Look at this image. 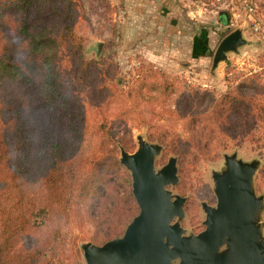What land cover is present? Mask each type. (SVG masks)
I'll return each mask as SVG.
<instances>
[{
  "label": "trees",
  "instance_id": "obj_1",
  "mask_svg": "<svg viewBox=\"0 0 264 264\" xmlns=\"http://www.w3.org/2000/svg\"><path fill=\"white\" fill-rule=\"evenodd\" d=\"M78 15L74 0H0V264H68L66 245L79 256L73 229L95 222L100 232L91 239L99 245L121 236L138 212L117 159L126 138L107 115L89 124L82 92L102 95L105 106L121 96L139 104L137 98L165 100L176 84L149 66L127 94L115 95L105 62L82 54ZM225 76L228 90L210 110L168 109L187 119L184 137L152 134L179 155L181 171L200 148L204 124L207 134L240 141L264 123V54L248 71Z\"/></svg>",
  "mask_w": 264,
  "mask_h": 264
},
{
  "label": "rangeland",
  "instance_id": "obj_2",
  "mask_svg": "<svg viewBox=\"0 0 264 264\" xmlns=\"http://www.w3.org/2000/svg\"><path fill=\"white\" fill-rule=\"evenodd\" d=\"M74 1L79 14L74 32L81 38L82 54L88 60L105 62L112 74L107 84L117 85L114 88L115 95L127 94L137 73L141 69L145 71L149 66L176 84L175 92L165 100L137 98L139 104L130 98L126 102L122 101L124 97L121 96L110 97L105 106V103L101 104L104 102L102 95L91 91L82 92L81 103L89 124L94 126L101 116L107 115L112 125L120 128L119 135L125 136V146L117 144L118 161L120 148L129 153L136 150L139 135L148 142L162 145L156 157V169L164 165L169 157H176L178 182L170 189L186 198L185 216L181 225L187 234H197L204 229L201 203L211 206L216 204L211 175L213 171L224 168V155L236 152L244 161H259L253 185L256 194L263 197L264 203V123L240 141L223 132L207 134L210 125L204 124V137L199 139L200 148L193 150L183 161L182 171L179 155L152 135L167 130L168 134L172 132L171 135L184 137L187 119H182L177 113V116L169 113L168 109H177L179 113L210 110L228 90L225 75L229 69L246 72L258 64L260 55L264 54V0H223L217 4H211L209 0H176L173 1V9H177V12L172 15L167 5L153 0ZM250 2L256 5L253 16H249L243 6ZM180 3H183L184 9L181 13ZM220 12L223 14L219 15ZM254 19H259L261 23L258 32L252 28ZM237 28L243 30L247 45L236 52H228L226 58L213 67L217 45ZM196 93L205 94V100L196 102L191 99L188 102L184 97L195 96ZM131 106L133 109L128 112L130 114L124 113ZM124 169L130 176L129 171ZM259 223L264 236V206L260 211ZM95 224L88 221L83 229L71 231L69 238L78 237L76 243L79 256L75 258L73 251L70 253V246L66 245L68 264H74L75 260L77 264H85L80 244H96L91 235L100 232V228Z\"/></svg>",
  "mask_w": 264,
  "mask_h": 264
},
{
  "label": "water",
  "instance_id": "obj_3",
  "mask_svg": "<svg viewBox=\"0 0 264 264\" xmlns=\"http://www.w3.org/2000/svg\"><path fill=\"white\" fill-rule=\"evenodd\" d=\"M243 33L237 28L221 39L213 67L247 45ZM161 150L140 135L134 152L120 148L119 162L130 173L139 211L120 237L102 245L82 242L85 264H264L259 223L264 203L253 185L259 161H244L236 152L224 155V168L211 175L216 204L201 203L204 229L187 234L181 225L186 198L170 189L178 182L177 160L171 156L156 169Z\"/></svg>",
  "mask_w": 264,
  "mask_h": 264
},
{
  "label": "built area",
  "instance_id": "obj_4",
  "mask_svg": "<svg viewBox=\"0 0 264 264\" xmlns=\"http://www.w3.org/2000/svg\"><path fill=\"white\" fill-rule=\"evenodd\" d=\"M209 1L211 2V4H217V3H221L223 0H209ZM243 6L246 8L249 16L254 15V12L256 11V5L254 3H252V2L244 3ZM252 25H253L252 28L255 32L260 31L261 23H260L259 19H257V20L254 19Z\"/></svg>",
  "mask_w": 264,
  "mask_h": 264
},
{
  "label": "crops",
  "instance_id": "obj_5",
  "mask_svg": "<svg viewBox=\"0 0 264 264\" xmlns=\"http://www.w3.org/2000/svg\"><path fill=\"white\" fill-rule=\"evenodd\" d=\"M153 1H155L156 3H159V4H162V3H164L165 5H167L168 6V8L170 9L169 11H170V15H172V14H174V13H176L177 12V9H173V1H176V0H153ZM181 2H183V0H181ZM185 2V1H184ZM179 7H181L180 9H179V11H180V13L181 12H183V3H180V6ZM160 14H162V11H160Z\"/></svg>",
  "mask_w": 264,
  "mask_h": 264
}]
</instances>
